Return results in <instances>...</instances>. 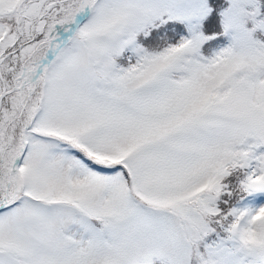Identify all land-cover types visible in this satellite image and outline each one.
Segmentation results:
<instances>
[{
    "label": "snow or ice",
    "instance_id": "6c2138e0",
    "mask_svg": "<svg viewBox=\"0 0 264 264\" xmlns=\"http://www.w3.org/2000/svg\"><path fill=\"white\" fill-rule=\"evenodd\" d=\"M0 264H264V0H0Z\"/></svg>",
    "mask_w": 264,
    "mask_h": 264
}]
</instances>
